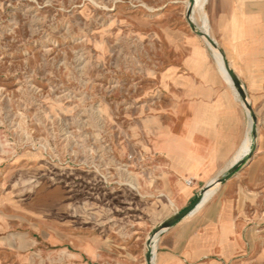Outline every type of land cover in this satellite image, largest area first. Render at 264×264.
Masks as SVG:
<instances>
[{"label":"rangeland","instance_id":"374dc122","mask_svg":"<svg viewBox=\"0 0 264 264\" xmlns=\"http://www.w3.org/2000/svg\"><path fill=\"white\" fill-rule=\"evenodd\" d=\"M183 5L179 14L181 3L169 0H0V264H146L150 232L178 212L153 150L183 52L171 34L199 38L222 60L196 34L209 33L200 7L192 30ZM260 60L255 69L227 56L254 136L223 60L216 67L253 149L237 171L250 166L239 196L251 199L241 208L253 228V264H264Z\"/></svg>","mask_w":264,"mask_h":264},{"label":"crops","instance_id":"0c3cea01","mask_svg":"<svg viewBox=\"0 0 264 264\" xmlns=\"http://www.w3.org/2000/svg\"><path fill=\"white\" fill-rule=\"evenodd\" d=\"M169 1L181 3L179 14L183 13L184 0ZM196 6L202 28L209 31L204 34L213 36L226 61L229 56L241 66L263 65L264 0H199ZM171 36L179 37L183 52L179 68L171 71L173 93L153 150L161 156L157 170L166 176L165 195L180 212L213 179L227 172L229 163L232 167L247 155L235 158L248 134L245 113L216 69L221 71L218 62L222 60L215 58L216 66L199 38L183 30ZM249 170L250 166L237 172L219 187L212 184L188 215L160 232L152 246L151 264H253L249 257L253 228L241 208L250 205L251 199L239 196ZM187 180L190 185L185 184Z\"/></svg>","mask_w":264,"mask_h":264},{"label":"water","instance_id":"95a60500","mask_svg":"<svg viewBox=\"0 0 264 264\" xmlns=\"http://www.w3.org/2000/svg\"><path fill=\"white\" fill-rule=\"evenodd\" d=\"M188 1H189V5H188L187 11H186V20H187V24L190 27V29L195 30L194 24L190 20V14H191V10L193 9L194 0H188ZM196 34L199 37H202L205 40H207V42L214 49H216L218 51L217 46L215 45V43H213V41L206 34H204L202 32H196ZM221 57H222V60H223V63H224V67H225V69L227 71V74L229 75V77H230V79L232 81L233 87L236 89L237 93L240 95L241 99L245 103V106H247V108L250 111V117H251V120L253 122V125L251 126V134L254 136L255 135V117H254V114H253L250 106L248 104H246V102H245L244 92H243L242 86H241L238 78L236 77V75L229 68V65H228V63H227V61H226V59H225L223 54H221ZM252 153H253V149H250V151L248 153V156H251ZM243 164H245V159L244 158L239 160L232 167H230V169L227 171V173L225 175H223L222 177L217 178L213 183L207 185L204 189H202L200 191V193L196 196L195 200L190 205H188L185 209H183L182 211H180V212L174 214L173 216L167 218L160 225H158L156 228H154L149 234V239L152 238L155 234L160 233V232L164 231L165 229H168V228L172 227L174 224H176L182 218H184L186 215H188L197 206V204L201 201L203 193L205 192V190L207 188H209L214 183L223 184L234 173H236L238 171L239 167L241 165H243ZM146 245H147L146 246L147 250H146V253H145V262H146V264H151V248L149 247V240H147V244Z\"/></svg>","mask_w":264,"mask_h":264},{"label":"bare ground","instance_id":"6f19581e","mask_svg":"<svg viewBox=\"0 0 264 264\" xmlns=\"http://www.w3.org/2000/svg\"><path fill=\"white\" fill-rule=\"evenodd\" d=\"M218 52V51H217ZM219 53V52H218ZM219 55H221L220 53H219ZM218 64H219V66H220V68L222 67V64L223 63H221V62H218ZM227 72V71H226ZM229 76V75H228ZM228 78H230V77H228ZM226 81L228 82V79H226ZM249 145H250V139H249V137L248 136H246V141H245V143L243 144V146H242V148H241V150L237 153V155H236V159H238L240 156H242L243 154H246V153H248L249 152ZM198 205V204H197ZM158 235L159 234H155L154 236H153V241H155L156 239H157V237H158Z\"/></svg>","mask_w":264,"mask_h":264},{"label":"built area","instance_id":"2783aa9c","mask_svg":"<svg viewBox=\"0 0 264 264\" xmlns=\"http://www.w3.org/2000/svg\"><path fill=\"white\" fill-rule=\"evenodd\" d=\"M186 184H187V185H190V184H191V180H187V181H186Z\"/></svg>","mask_w":264,"mask_h":264}]
</instances>
